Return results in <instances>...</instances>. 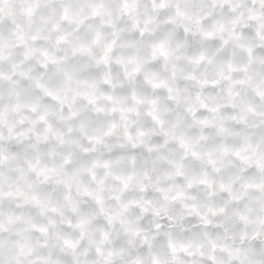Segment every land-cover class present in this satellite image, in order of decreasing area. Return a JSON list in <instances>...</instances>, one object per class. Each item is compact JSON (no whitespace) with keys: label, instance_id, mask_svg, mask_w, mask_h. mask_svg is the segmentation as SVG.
Listing matches in <instances>:
<instances>
[{"label":"clouds","instance_id":"clouds-1","mask_svg":"<svg viewBox=\"0 0 264 264\" xmlns=\"http://www.w3.org/2000/svg\"><path fill=\"white\" fill-rule=\"evenodd\" d=\"M0 264H264V0H0Z\"/></svg>","mask_w":264,"mask_h":264}]
</instances>
